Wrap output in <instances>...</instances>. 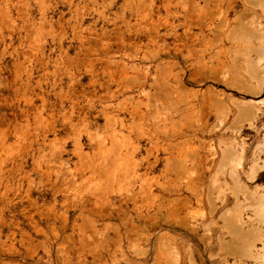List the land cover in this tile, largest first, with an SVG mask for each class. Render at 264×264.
Here are the masks:
<instances>
[{
  "label": "rangeland",
  "instance_id": "obj_1",
  "mask_svg": "<svg viewBox=\"0 0 264 264\" xmlns=\"http://www.w3.org/2000/svg\"><path fill=\"white\" fill-rule=\"evenodd\" d=\"M263 202L264 0H0V264H264Z\"/></svg>",
  "mask_w": 264,
  "mask_h": 264
},
{
  "label": "bare ground",
  "instance_id": "obj_2",
  "mask_svg": "<svg viewBox=\"0 0 264 264\" xmlns=\"http://www.w3.org/2000/svg\"><path fill=\"white\" fill-rule=\"evenodd\" d=\"M200 9V8H199ZM203 11H205V10H203ZM212 18V17H211ZM200 19V18H199ZM264 203V202H263Z\"/></svg>",
  "mask_w": 264,
  "mask_h": 264
}]
</instances>
